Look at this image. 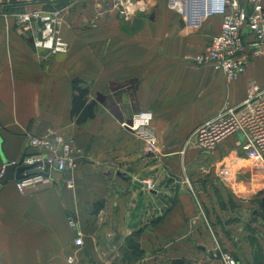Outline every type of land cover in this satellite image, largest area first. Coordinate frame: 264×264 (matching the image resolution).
I'll list each match as a JSON object with an SVG mask.
<instances>
[{"label": "crops", "instance_id": "1", "mask_svg": "<svg viewBox=\"0 0 264 264\" xmlns=\"http://www.w3.org/2000/svg\"><path fill=\"white\" fill-rule=\"evenodd\" d=\"M134 1L138 9L126 20L108 0H0V165L39 156L30 137L56 133L71 140L75 163L24 191L16 179L0 183V264H72L73 253V264H171L176 258L225 264L217 242L240 264H256L250 240L241 236L236 244L231 239L238 237H227L234 225L223 203L246 201L235 192L247 184L238 176L264 179L261 164L247 156L241 132L206 151L194 131L240 107L253 85L264 92V55L228 80L212 64L194 60L220 31V16L191 26L170 0ZM53 3L63 9L61 31L70 49L38 52L18 28L17 14ZM76 78L96 102L95 116L84 123L72 116ZM140 113L150 116L155 152L124 125ZM214 167L223 183L216 180L218 187L209 184ZM98 201L104 205L94 212ZM70 217L84 230L82 247L75 245ZM258 232L264 250V229Z\"/></svg>", "mask_w": 264, "mask_h": 264}, {"label": "built area", "instance_id": "2", "mask_svg": "<svg viewBox=\"0 0 264 264\" xmlns=\"http://www.w3.org/2000/svg\"><path fill=\"white\" fill-rule=\"evenodd\" d=\"M111 9H115L124 19L133 17L138 8L134 0H108ZM170 7L182 15L191 26H198L203 20L220 16L221 28L205 50L195 56L198 65L212 64L228 80H235L247 69L248 62L259 55H264V1L263 0H170ZM143 8V7H142ZM62 7L36 9L17 14V25L22 33L33 39L36 50L51 53L67 52L69 43L61 31ZM140 123H137L136 120ZM125 127L139 132L145 139L147 149L155 152L158 139L150 128V116L140 113L132 123L125 122ZM237 132L243 133L249 158L257 161L264 168V92L253 85L240 107H229L201 123L194 134L197 145L203 150H212L223 140ZM30 143L39 147V156L24 157V164L38 162L24 171L25 176L16 179L21 191L27 187L50 178L53 170L68 171L75 163L71 157V140L63 135L49 134L32 136ZM62 153H58V149ZM13 161L11 163H16ZM7 164L0 165V183L6 175ZM153 189L152 181H145ZM264 183V179L260 180ZM67 186L74 185L72 177L65 178ZM70 223L76 231L75 245H84V230L79 221L70 217ZM225 264H240L230 251L224 250L219 242L215 247ZM70 263L76 262V254L68 256Z\"/></svg>", "mask_w": 264, "mask_h": 264}, {"label": "rangeland", "instance_id": "3", "mask_svg": "<svg viewBox=\"0 0 264 264\" xmlns=\"http://www.w3.org/2000/svg\"><path fill=\"white\" fill-rule=\"evenodd\" d=\"M70 49V47H69ZM216 148V147H215ZM247 151V150H246ZM247 156H249L247 152ZM262 176L264 177V168L261 166ZM215 176L212 174V168L209 171V175H211L209 180V184H213V186L223 184L219 176L217 175L216 167H214ZM248 172V170H246ZM251 175V174H250ZM249 173H245L244 176H238L239 179H243V182H247L245 185H241L238 189L236 187L235 192L238 195H241L243 198L246 199L244 202H232L231 198L223 196V200L229 199V205L226 207V203H223L225 206V214L230 217V221L234 225L232 229H228L227 237L236 236L238 239L241 236H245L248 240L253 238H258L259 240V232L258 229H264V205L262 203V198L264 197V184L260 183V180L254 179V177H250ZM219 181V183L217 181ZM221 193V190H218ZM233 200V199H232ZM231 201V202H230ZM262 232V230H261ZM217 236L220 238L221 235L216 232ZM232 238V237H230ZM221 239V238H220ZM236 244H239V240L231 239ZM223 245V244H222ZM225 249V248H224ZM227 249V248H226ZM215 250V249H214ZM228 250V249H227ZM216 251V250H215ZM229 251V250H228ZM234 257L235 254H232ZM217 256L220 255L217 253Z\"/></svg>", "mask_w": 264, "mask_h": 264}, {"label": "trees", "instance_id": "4", "mask_svg": "<svg viewBox=\"0 0 264 264\" xmlns=\"http://www.w3.org/2000/svg\"><path fill=\"white\" fill-rule=\"evenodd\" d=\"M56 5L59 6V3L58 4L53 3V7ZM73 89H74V93H73L72 116L75 117L78 123H84L90 118H93L95 116L96 102L95 100H89L88 98L89 86L85 85L82 79L79 78L74 79ZM103 205H104V201H98L95 204L94 212L99 211L103 207ZM257 239L258 238L256 237L253 238L252 241L250 240L254 248L256 264H264V250L261 247L259 240ZM130 246L134 247V252H136V255L139 256V253L142 255L143 251L136 242L131 240ZM224 250L227 249L225 248ZM237 260L239 259L237 258ZM171 264H186V259L176 258L172 261Z\"/></svg>", "mask_w": 264, "mask_h": 264}, {"label": "water", "instance_id": "5", "mask_svg": "<svg viewBox=\"0 0 264 264\" xmlns=\"http://www.w3.org/2000/svg\"><path fill=\"white\" fill-rule=\"evenodd\" d=\"M23 160H24V157L21 158L16 163H11L10 161H5V163L7 164L6 175L1 180V184H5V183H7L8 181H10L12 179H20V178L24 177L25 176L24 171L26 169L34 167L38 163V162H35V163L27 165V164L23 163ZM118 175H120L121 177H125L126 173H124L122 171H119ZM262 201L264 203V197L262 198Z\"/></svg>", "mask_w": 264, "mask_h": 264}]
</instances>
